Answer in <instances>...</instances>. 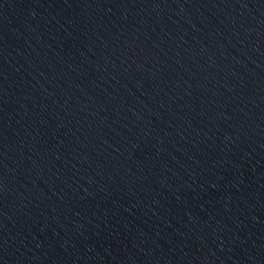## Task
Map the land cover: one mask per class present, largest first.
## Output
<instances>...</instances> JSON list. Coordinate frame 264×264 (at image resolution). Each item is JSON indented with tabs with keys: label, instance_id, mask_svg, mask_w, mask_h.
<instances>
[{
	"label": "water",
	"instance_id": "obj_1",
	"mask_svg": "<svg viewBox=\"0 0 264 264\" xmlns=\"http://www.w3.org/2000/svg\"><path fill=\"white\" fill-rule=\"evenodd\" d=\"M0 264H264V0H0Z\"/></svg>",
	"mask_w": 264,
	"mask_h": 264
}]
</instances>
